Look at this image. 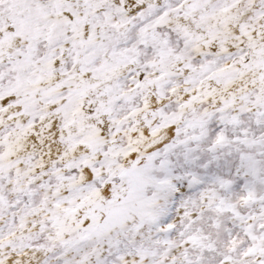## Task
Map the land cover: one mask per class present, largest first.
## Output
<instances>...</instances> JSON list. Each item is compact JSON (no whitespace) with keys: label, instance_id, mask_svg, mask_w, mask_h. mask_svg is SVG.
Returning a JSON list of instances; mask_svg holds the SVG:
<instances>
[{"label":"snow or ice","instance_id":"snow-or-ice-1","mask_svg":"<svg viewBox=\"0 0 264 264\" xmlns=\"http://www.w3.org/2000/svg\"><path fill=\"white\" fill-rule=\"evenodd\" d=\"M0 264H264V0H0Z\"/></svg>","mask_w":264,"mask_h":264}]
</instances>
